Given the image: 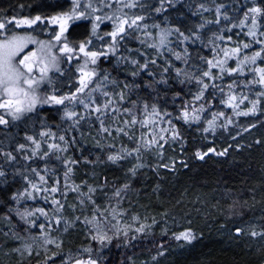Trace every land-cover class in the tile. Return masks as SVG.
<instances>
[{
	"label": "snow or ice",
	"instance_id": "6c2138e0",
	"mask_svg": "<svg viewBox=\"0 0 264 264\" xmlns=\"http://www.w3.org/2000/svg\"><path fill=\"white\" fill-rule=\"evenodd\" d=\"M173 0H158V6L152 8L144 3V0H70L69 7L66 10L56 11L51 15H44L37 12L33 15H12L0 17V184L8 185L14 183L17 173L26 182L22 191H15L11 194V200L15 202V207L9 206V211L15 213L20 221L25 222L29 227L37 224L36 217L42 216L45 223L39 224V238L43 240V245L56 243L55 240L49 238V233L45 231V227L50 229L52 224L57 226L63 225L66 231L70 227L79 223L81 219L83 224L88 228V234L92 241L100 245V249H104L114 240H119L123 245L131 246V241L137 239L134 233H144L146 229H150V225L139 223L138 227H133L117 220L118 216H122L123 210L120 207L123 199L122 193H127L130 187V181L116 188L112 193V198L116 200V205L109 204L112 209V219L116 223L111 228L108 227L107 209L100 211L99 205H96L93 196L102 191L107 185V178L103 184L91 185L87 181L81 184L73 183L69 188V173L73 172V168L69 165L79 163L71 157L64 159L57 155V159L62 160L66 167L64 172L63 191L59 187V179L51 188L46 185L47 172L49 171L47 158L52 154L67 153L69 148L77 145L78 138L76 135L69 136L70 132H79V139H84L82 129L92 127L93 122H98V133L101 135L111 136L113 132L117 135H130V131L134 125L139 123L142 127L148 126L149 137L145 138L142 134L136 142V147L127 148L121 146L115 151H110L106 157L108 162L118 163L125 158L135 154L137 163L128 169L130 177H135L139 169L144 168L145 164L141 162L143 151L155 152L158 157L163 159L164 146L171 140L176 142L182 140L179 129L172 124L171 113L161 111L160 103L150 102L146 97L138 94L141 85L134 81L138 76L148 72L150 77L158 76V80H152L149 87H154L156 91V100L159 99L160 85H168L169 78L174 71V79L180 84L195 83L197 91L191 94V102L185 101L179 107V118L186 124L200 122L203 119L206 106L214 104L217 94L221 99L222 105L230 106L236 116L255 114L261 101H264V31H261L262 21H264V6L254 0H247L250 6L236 8L230 10L239 14L242 11V17L239 18V24H229L233 17L229 14V8L224 3L215 4V21H204L197 24L196 29H204L206 24L214 23L219 26L224 22V27L219 28L217 32L212 33V38L208 41L211 45L210 51L212 55L204 56L199 52L194 55L189 52L187 43L191 41L195 43L200 40L203 43L199 31L187 29L181 31L176 24H168L161 27L159 23L154 27L159 31L154 35L147 31L149 25L144 23L146 16L152 12L161 13L170 7ZM22 8L23 5H20ZM197 11H204L203 3L196 5ZM167 20V17H165ZM74 21H86L90 23V32L88 37L80 40L78 44H73L68 39L70 25ZM110 22L111 30L105 31L101 35L102 25ZM19 26H37L42 28L44 32L50 34L51 38L41 40L32 35V32H18L12 29V25ZM51 26H56L52 28ZM233 27L247 28V41H233L232 35H224L225 31L231 32ZM137 32L139 35L133 37L132 33ZM177 36V40L184 42L182 51L172 48V35ZM239 35V34H237ZM98 39V49L93 45V40ZM151 39L153 43L147 44ZM107 40V42H105ZM139 41L141 47L133 48L130 45ZM35 44L36 47L30 52L18 58V54L28 46ZM91 46V47H90ZM147 46L157 50L156 55L148 58V53L143 51ZM206 47L208 45H205ZM167 49L171 52L176 61H182L183 67L176 66L171 59H165V65L159 73L149 72L152 65L161 67L158 63L160 55ZM81 54H83L81 56ZM74 58H79L81 62L76 64L73 70L71 65ZM103 58L106 62L112 63L113 71L117 67L133 69L124 79L113 77L112 71L107 68H101L98 61ZM143 59V63H141ZM64 65H67L65 67ZM234 65V66H233ZM235 75L238 79L245 77L239 81L233 80ZM251 77V79H247ZM227 78L229 83L223 84ZM219 81V83H218ZM71 86L74 90L65 91L66 87ZM111 86L119 88V92H110L106 88ZM259 86L261 91L255 93L256 98L250 100V107L240 110V105L249 101V95L244 91L245 88L251 89ZM103 96V102H98L97 93ZM180 93H175V97H180ZM212 95L213 99L208 100L207 96ZM133 96L135 98H133ZM199 107L196 106L198 102ZM127 103L128 107H123ZM47 105L57 109L60 125L49 123V117L42 115L40 106ZM62 109V112H59ZM143 110V118L138 119L140 110ZM111 113V121L109 119ZM130 116L131 119L119 120L120 115ZM225 117L226 123L223 127H227L233 123L230 117L225 116V112H212L211 118L205 121L206 126L204 133L215 132L218 126V118ZM157 118L161 124L167 123V127L160 126L156 123ZM17 124L24 126L23 141L19 142V131H8L9 127L16 128ZM67 125V127H62ZM255 125H248L243 129L247 132L254 128ZM38 128V131H37ZM158 128V131L156 130ZM31 133V134H30ZM170 133V135H169ZM240 136V132L236 133V137ZM236 137H233L235 140ZM163 141V143L161 142ZM99 143V141H97ZM256 143H261L258 139ZM46 145L47 151H44ZM115 147L114 145H110ZM235 147L240 149L242 144H236ZM228 148L217 152L216 148L209 147L207 151L197 150L195 155L203 160L209 153H215L218 156L225 155ZM42 160L35 159L41 157ZM18 157H22V160ZM87 163L96 164V161H89L88 157H83ZM43 162L44 167L41 170L38 165ZM183 163V161H181ZM186 166V165H185ZM155 167L175 170L176 161L170 163L157 164ZM43 171L44 174H41ZM38 177L35 182L31 176ZM82 187H86L87 191H82ZM69 191L76 192L77 201L84 206L86 201L94 205L93 215L91 217L85 215H75L66 218L62 215L64 204L60 199L55 198L54 194L60 192L66 199ZM42 195L45 200L51 198L52 205L56 206L61 214H50L45 207H22V201L25 198L36 200L37 195ZM236 204L230 207H235ZM75 210V205H71ZM54 215V219H53ZM103 217L101 220L100 217ZM5 220L10 221L11 217L4 216ZM132 219L136 222L140 221L138 215H134ZM153 224L156 222L153 219ZM234 235L240 236L244 234L242 227L234 228ZM15 237L16 240L24 239L18 232L12 231L5 233ZM176 240H183L191 243L196 239L191 228H185L178 234H173ZM248 235L253 238L264 240V229L256 231L252 229ZM60 245L58 244L57 247ZM117 247H120L118 244ZM160 251L152 257L153 262L157 257L166 253L164 245L161 244ZM11 251L19 253L23 256L24 252L29 255L33 251L31 244L25 243L22 248H14ZM89 255L87 257H79L70 259V264H99V258H93L90 254L93 249L91 247L85 250ZM53 256L56 253L52 254ZM125 264H135L132 257H127Z\"/></svg>",
	"mask_w": 264,
	"mask_h": 264
},
{
	"label": "trees",
	"instance_id": "16d2710c",
	"mask_svg": "<svg viewBox=\"0 0 264 264\" xmlns=\"http://www.w3.org/2000/svg\"><path fill=\"white\" fill-rule=\"evenodd\" d=\"M264 6V0H254ZM70 0H0V17L12 15H35L37 12L44 15H51L56 11L66 10L69 7ZM144 3L152 8L158 6V0H144ZM203 3L204 11H197L196 5ZM224 3L229 8V14L233 17L235 24H239V18L242 17V11L237 14L232 12V7L241 8L250 6L247 0H173L170 7L164 12H152L146 16L144 23L148 24L147 31L154 35L159 31L154 25L159 23L161 27L168 24H176L181 31L187 33V29L199 31L203 43L200 40L192 43L189 41L187 46L189 52L193 55L199 52L204 56H211V45L208 41L212 38V33L219 34V28L224 27L222 21L219 26L214 23L206 24L204 29H196V25L204 21H215V4ZM20 5H23L21 8ZM167 17V20L165 19ZM107 26L102 25L101 35L105 31L111 30L110 22H105ZM264 25V21L261 22ZM12 29L18 32H32V35L41 40L50 39L49 33L44 32L42 28L37 26H19L13 24ZM55 28L56 26H51ZM264 31V27L261 28ZM90 32V23L86 21H74L69 27L68 39L73 44H78L80 40L88 37ZM247 28L233 27L231 32L225 31L224 35H232L233 41H247L249 38L245 35ZM239 34V35H237ZM133 37L139 35L137 32L132 33ZM172 48L182 51L184 42L178 41L174 34L170 37ZM107 42V40H105ZM153 41L149 39L148 45ZM93 45H99L98 39L93 40ZM205 45H208L207 47ZM133 48H140L139 41L130 45ZM35 44L28 46L18 54V58L35 48ZM91 47V46H90ZM144 52L148 53V58L156 55L157 50L145 46ZM83 54H81L82 56ZM171 59L178 67H183L182 61H176L171 52L167 49L160 55L158 63L161 67L152 65L149 72L159 73L165 65V59ZM81 62L79 58H74L72 69L76 64ZM143 63V59H141ZM101 68H107L112 71L113 77L124 79V73L127 75L133 69L117 67L113 71L112 63L106 62L103 58L98 61ZM67 67V65H64ZM234 66V65H233ZM175 73L169 78L168 85H160L159 99L156 100V91L154 87H149L152 80H158L159 77H150L148 72L143 73L135 79V83L141 85L138 92L139 95L146 97L150 102L160 103L161 111L171 113L172 124L179 129L182 140L172 142L169 140L164 146L163 159L157 156L155 152L143 151L141 162L145 164L144 168L138 170L135 177H130L128 169L137 163L135 154L125 158L118 163L108 162L106 160L110 151L119 149L122 145L131 149L136 147V142L143 134L145 138L149 137L148 126H141L139 123L126 132L130 131V135L119 134L115 132L111 136L101 135L98 133V122H93L92 127L85 126L82 131L84 139L80 140V133L70 132L69 136L76 135L78 138L77 145L69 148L67 153L52 154L47 158L49 171L47 172L46 186L51 188L59 179V187L63 191L64 172L66 167L62 160L57 159V155L64 159L71 157L79 163L69 165L73 168V172L69 173V188L73 183L81 184L87 181L88 184H103L107 178V185L102 191H98L93 199L96 205H99L100 211L107 209L108 227L111 228L116 220L112 219V209L109 204L115 206L116 200L112 197V193L126 182L130 181V187L127 193H122V201L120 204L123 210L122 216H118L117 220L133 227H138L139 223L150 225V229H146L144 233H134L137 237L135 241H131V246L123 245L119 240H114L104 249H100V245L92 241L88 234V228L83 224V220L70 227L68 230L63 229V225L57 226L52 224L49 229L46 225L45 231L49 233V238L55 240L56 243L43 245V240L39 238V224L45 223L42 216H37V224L29 227L25 222L20 221L15 213L9 211V206L15 207V202L11 200V194L15 191H22L26 182L17 173L14 183L4 185L0 184V264H70V259L79 257H87L89 253L85 250L89 247L93 249L90 253L93 258H99V264H125L127 257H132L135 264H264V240L259 238L253 239L248 235L252 229L260 231L264 229V101H261L258 111L255 114L247 116H236L230 106L222 105L218 94L213 105L206 106L203 119L200 122L186 124L179 118V107L187 102H191L192 96L197 91L195 83L180 84L174 79ZM233 80H237L238 88L239 79L233 75ZM251 79V77H247ZM219 83V81H218ZM229 80L225 78L223 84L226 85ZM74 90L71 86L66 87L65 91ZM110 92H119V88L108 86L106 88ZM244 91L249 95V101L240 105L243 111L250 107V100L255 99V93L261 91L259 86L251 89L245 88ZM179 92L180 97H175V93ZM98 102H103V96L98 92ZM133 98H135L133 96ZM208 100H212L213 96L208 95ZM198 102L196 104L199 107ZM127 103L123 107H128ZM41 114L49 117V123L60 125L57 109L47 105L40 106ZM2 111V110H0ZM59 109V112H62ZM225 112L226 117L233 120L231 125L223 127L226 123L225 117L218 118V126L215 132L204 133L206 126L205 121L211 118L212 112ZM143 110H140L138 119L143 118ZM111 121V113H109ZM131 119L130 116L120 115L119 120L121 126L122 121ZM156 123L160 126L167 127V123L161 124L159 118ZM255 125L254 128L244 132L243 129L248 125ZM67 127V125H62ZM3 126H0L2 129ZM19 131V142L23 141L24 126L17 124V127H9L8 131ZM158 131V128L156 129ZM38 131V128H37ZM240 132V136L236 137V133ZM31 134V133H30ZM170 135V133H169ZM233 137H236L235 140ZM0 139L3 135L0 134ZM261 143H256L257 140ZM99 141V143H97ZM163 143V141H161ZM236 144H242L243 147L237 149ZM114 145L115 147H109ZM209 147L216 148L217 152L228 148L225 155L218 156L215 153H209L203 160L196 157L197 150L207 151ZM44 151H47L46 145ZM88 157L89 161H99L96 164L87 163L83 157ZM22 160V157H18ZM35 159L42 160L41 157ZM176 161V167L172 169H164L155 167L157 164L170 163ZM183 161V163H181ZM186 165V166H185ZM41 170L44 163L38 165ZM41 174H44L43 171ZM35 182L38 177L31 176ZM82 191L86 192L87 188L82 187ZM77 193L69 191L66 199L60 192L54 194L55 198L60 199L64 204L62 215L66 218L75 215H93L94 205L87 202L81 206L77 201ZM235 202V207H230ZM75 205V210L71 207ZM22 207H45L50 214H61L52 205L51 198L45 200L42 195H37L36 200L25 198L21 204ZM134 215L140 217V221L136 222L132 219ZM4 216L11 217V220H5ZM103 220V217H100ZM54 219V215H53ZM153 219L155 223L153 224ZM242 227L244 234L240 236L234 235V228ZM185 228H191L196 235V239L191 243L183 240H176L173 234H178ZM12 231L18 232L24 239L16 240L15 237L5 235ZM25 243L31 244L32 253L29 255L24 252L23 256L19 253L11 251L14 248H22ZM60 245L57 247V245ZM120 247H117V245ZM163 244L167 250L165 255L157 257L153 262L152 257L160 251V245ZM56 253L55 256L52 254Z\"/></svg>",
	"mask_w": 264,
	"mask_h": 264
}]
</instances>
